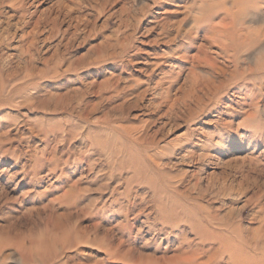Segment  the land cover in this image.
I'll use <instances>...</instances> for the list:
<instances>
[{
  "label": "rangeland",
  "instance_id": "374dc122",
  "mask_svg": "<svg viewBox=\"0 0 264 264\" xmlns=\"http://www.w3.org/2000/svg\"><path fill=\"white\" fill-rule=\"evenodd\" d=\"M233 6L0 0V264H230L227 222L263 233L264 0L225 55Z\"/></svg>",
  "mask_w": 264,
  "mask_h": 264
},
{
  "label": "bare ground",
  "instance_id": "6f19581e",
  "mask_svg": "<svg viewBox=\"0 0 264 264\" xmlns=\"http://www.w3.org/2000/svg\"><path fill=\"white\" fill-rule=\"evenodd\" d=\"M239 1H242V2L239 3ZM257 1L259 2L262 0H233L234 6L232 8L223 7L224 13H226V16L221 17V24L219 25V28L217 29L215 27L216 30L214 29L215 31L213 32L214 36L217 33V36L219 37V39L221 38V40L219 41V44H220L219 48L223 53L228 52V50L237 51V47L239 49H241V48H245L247 46H253L252 44H254V42L253 41H247V40H248L249 36L252 35L253 31L256 29H255V27L252 28V27L246 26L245 20H247L246 19V17H247L246 11L250 8H252L254 10L256 8ZM216 26H218V25H216ZM226 36L228 38H226ZM213 40H215V38ZM251 42H253V43H251ZM227 54L228 53H226L225 55H227ZM4 86L5 85L3 84V82H0V93L4 90ZM18 89H19V86H14L11 89V92L15 93ZM42 104H41V106H42ZM56 106H57V104H56ZM38 107H40V104ZM61 109H63V107ZM68 129H70V128H68ZM172 210H174V209H172ZM226 226H227V230H228V234L226 236L228 237L229 242H226L225 246L223 245L225 248L224 250H222L221 246H220L219 249L217 250V252L225 253L224 251H227L226 254L228 256V262L230 264H238L237 262L239 260V256L236 253L235 247H236L237 251L240 252L241 254H243L245 252V247H246V248H249V250H250L247 252V254L250 256L251 259H253L257 263L258 262L264 263V231H263V233H259L257 235L243 236L244 237L243 238V245L244 246L243 245H235L234 246V244H229V243H233V242H237V241L239 243H241V241L238 239V237L242 238V236H241L242 233L237 235L236 232H239V231L242 232V228H241V226L236 227V225H232V223H229V222H227ZM194 230L197 231L198 228L193 229L192 231H194ZM199 230H201V229H199ZM196 231H195V234L197 235L198 232L196 233ZM205 232L206 231H204V233ZM204 233H203V235L199 234L202 239H203V236L207 235V233L205 235H204ZM215 237H216V235H215ZM213 238H214V236H213ZM205 239H206V237H205ZM112 252H113V250H112ZM250 258H249V260H250ZM184 259L186 261H184L183 264H187L188 258L186 257ZM171 261L172 262L174 261L175 262L174 264H182L181 259L179 262L176 259L175 260L171 259ZM239 261L242 264H244L242 262V260H239ZM190 262H192V260ZM255 262H252V263H255Z\"/></svg>",
  "mask_w": 264,
  "mask_h": 264
}]
</instances>
